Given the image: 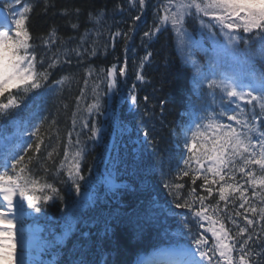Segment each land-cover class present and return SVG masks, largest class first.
Segmentation results:
<instances>
[{"label": "trees", "instance_id": "trees-1", "mask_svg": "<svg viewBox=\"0 0 264 264\" xmlns=\"http://www.w3.org/2000/svg\"><path fill=\"white\" fill-rule=\"evenodd\" d=\"M26 2L32 6L26 26L31 33V43L37 58L36 70H47L49 78L42 84H50L42 85L44 94L40 93L36 97V103L42 102L44 108L38 132V136L43 139L42 147L38 153L35 151L37 137H34L31 142L33 149L25 155L24 163L28 164L32 174L41 183L52 184L58 190V195L40 203L41 211L36 213V217L45 226L57 228L60 222L58 220L78 202L79 195L72 180L68 178L66 169L57 171L64 159L65 145H69L70 152L77 148L83 149L80 175L88 180L91 178V184L96 188L99 185L92 177L93 166L101 168L105 147L112 144L116 126L120 122L130 123L135 125L139 135H142L140 128L149 133L137 158L127 157L123 162L117 159V169L124 164L120 173L122 176L118 177L121 181L125 180L122 187L116 192L98 190L84 211L77 213L76 231L54 250L58 256V264H79L80 260H85L88 264H131L140 251H145L150 244L159 240L156 235L164 230L181 231L186 222L191 227V233L195 236L200 234L199 227L191 226L194 223H191V211L176 208L175 193L169 194L170 188L165 187L166 183L182 184L183 188L177 191L183 198H189L188 194L193 188L196 189V197L207 196V192L201 188L202 179L197 178L193 182L192 173L182 175V171L187 168L178 163L176 150L171 142V133L178 131L182 118L179 110L184 108L185 95L190 91V72L178 59L171 34L164 30L151 41L143 38V33L150 24V7L141 13L127 10V0ZM118 4L124 10L119 11L116 7ZM89 13L93 18L90 19ZM98 15L99 23L96 19ZM137 15L141 19L134 22L133 17ZM73 24L77 25L75 29ZM129 28L132 31L127 42L123 35L115 39L110 35L118 30L128 33ZM52 30L56 33L55 41L45 44L44 41ZM82 36L85 37L83 42ZM74 49H78L80 54L77 55ZM93 50L95 55L91 54ZM149 52L152 54L150 61L139 69L141 58ZM57 55L59 62L50 68L49 65ZM113 65H117L118 86L109 91L106 70ZM119 67H126V75L118 74ZM102 69L105 71H101ZM138 69L143 72L144 81L136 80ZM63 77H67L64 83H56ZM134 85L138 107L134 112H126L130 101L129 92ZM94 88L100 94V109L89 113L86 108L95 99ZM145 96L149 97L148 101L144 100ZM77 97H81L79 102ZM161 100L166 101L163 110L159 103ZM73 119L76 120L75 124ZM85 123L88 124L87 128L84 127ZM92 124L98 130L100 126L108 125L106 146L95 144L94 137L91 136ZM177 138L180 140L181 134ZM77 140L80 141L79 145L76 144ZM50 152L51 159L48 158ZM29 157L32 158L30 162ZM80 186L82 190L84 185ZM85 189L88 190L87 187ZM37 195L40 193L37 192ZM248 195L251 196V191ZM234 199L237 201L236 206L229 203L227 212H224V202H219L221 218L231 232L235 225L227 217L234 216L238 210V194ZM218 200L214 191L206 203L216 205ZM194 207L199 208L198 199ZM174 211L178 214L172 217ZM239 211L243 213V209ZM248 215L251 218V214ZM234 218L244 226L243 216ZM249 231L253 233L255 240V234L260 232V225L257 224L255 229ZM187 232L185 229L181 233L184 235ZM260 239L264 240V235ZM261 249H264V245L256 248L257 251Z\"/></svg>", "mask_w": 264, "mask_h": 264}, {"label": "snow or ice", "instance_id": "snow-or-ice-1", "mask_svg": "<svg viewBox=\"0 0 264 264\" xmlns=\"http://www.w3.org/2000/svg\"><path fill=\"white\" fill-rule=\"evenodd\" d=\"M137 2L141 9L146 5V0H129V5L135 7ZM21 3L22 0H15V5ZM15 5L5 3L4 10L8 15L0 22V117L5 118L20 108L23 100L21 93L26 95L34 89H40L42 82L49 78L47 70H36L37 58L31 43V33L26 26L32 6L24 2L23 7L17 10ZM116 7L119 9L120 5ZM160 11L163 15L158 14L154 27L145 31L143 38L151 40L170 24L178 49L182 53L187 49L186 59L192 63L193 91L201 96L206 82V95L211 98L210 103L202 105L198 117L179 129L183 141V164L187 168L182 171V175L192 173L193 182L197 178L202 179L201 188L207 192V196L196 197V189L193 188L188 194L189 198H183L177 191L183 188L182 184H165V187L170 188L169 194L175 193V207L191 211L199 228L204 231L192 236L191 227L185 222V228L191 236L190 244L177 239L151 257L138 259L137 264H264V249L256 250L264 245V240L260 239L264 235V73L257 74L253 70L254 62H264V0H165ZM89 17L93 18L91 13ZM96 19L99 23V15ZM140 19L139 15L133 17L134 22ZM189 19L199 25L202 37L206 34L215 43L214 55L207 69L192 58V46L195 44L199 47L200 42L193 41L185 27ZM72 27L75 29L77 25L73 24ZM131 31L132 28H129L128 33L118 30L110 35L113 39L123 35L127 42ZM55 38V30H52L44 43H54ZM84 40L82 36L81 41ZM253 45H256L255 49ZM73 51L80 54L78 49ZM91 54L95 55V50ZM151 55L149 52L141 58L139 69L144 68ZM58 62L57 55L49 67H55ZM139 69L136 80L144 81V74ZM118 74L126 75V67H119ZM209 76L212 78L209 79ZM106 79L109 91L118 86L117 65L106 70ZM66 80L67 77H63L56 83L62 84ZM134 89L135 85L128 99L133 106L138 107ZM93 95L94 101L86 108L89 113L100 109L98 89H93ZM80 99L77 97L78 102ZM148 99L144 97L145 101ZM159 103L163 110L166 101L161 100ZM211 106L219 108V111H208ZM73 115L75 117L76 113ZM145 115L148 113L145 112ZM39 127L36 125L28 134L37 137V153L43 143V139L38 136ZM84 127L87 128L88 124L85 123ZM98 131L92 124L91 136L95 137ZM24 134L21 130L20 135ZM148 135V131H145V139ZM22 143H17L14 150L8 151L0 160V262L3 264H23L17 253L20 236L17 226L26 214L24 203L35 212H40L41 202L58 195V190L52 184L41 183L32 174L28 164L24 163L25 155L33 149V144L21 148ZM79 143L77 140L76 144ZM51 157L50 152L48 158ZM82 158L83 149L77 148L70 152L69 145H65L64 159L57 169L58 172L66 169L78 195L81 193L78 179H83L80 176ZM31 159L29 157V162ZM214 191L219 200L216 205H209L206 201L213 196ZM249 191L251 196L248 195ZM237 194L238 210L234 216L227 217L238 229L233 235L221 218L219 202H224V212H227L229 203L236 206L234 198ZM197 199L198 209L194 207ZM239 209H243V213ZM239 216H243L244 226L234 218ZM204 222H207V226ZM257 224L260 225V232L255 234L256 239L253 240V233L249 230L255 229ZM105 231H108V226ZM206 233H211V246ZM173 235L180 237L183 234L177 232ZM79 264L88 262L80 260Z\"/></svg>", "mask_w": 264, "mask_h": 264}]
</instances>
